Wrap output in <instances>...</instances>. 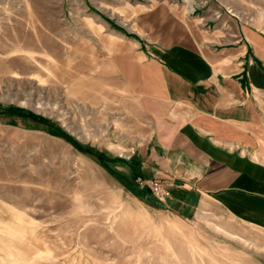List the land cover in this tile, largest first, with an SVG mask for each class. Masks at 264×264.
Instances as JSON below:
<instances>
[{
	"label": "rangeland",
	"instance_id": "374dc122",
	"mask_svg": "<svg viewBox=\"0 0 264 264\" xmlns=\"http://www.w3.org/2000/svg\"><path fill=\"white\" fill-rule=\"evenodd\" d=\"M148 4L0 0V264H264L263 224L218 196L177 213L126 169L151 127L111 52Z\"/></svg>",
	"mask_w": 264,
	"mask_h": 264
},
{
	"label": "crops",
	"instance_id": "0c3cea01",
	"mask_svg": "<svg viewBox=\"0 0 264 264\" xmlns=\"http://www.w3.org/2000/svg\"><path fill=\"white\" fill-rule=\"evenodd\" d=\"M148 3L111 52L137 126L151 127L129 175L162 181L182 215L218 196L264 225V0Z\"/></svg>",
	"mask_w": 264,
	"mask_h": 264
},
{
	"label": "built area",
	"instance_id": "2783aa9c",
	"mask_svg": "<svg viewBox=\"0 0 264 264\" xmlns=\"http://www.w3.org/2000/svg\"><path fill=\"white\" fill-rule=\"evenodd\" d=\"M140 184H147L151 188L152 194H154L157 198L161 200L167 199L169 195V191L165 188L164 183L157 179H143L138 178Z\"/></svg>",
	"mask_w": 264,
	"mask_h": 264
}]
</instances>
